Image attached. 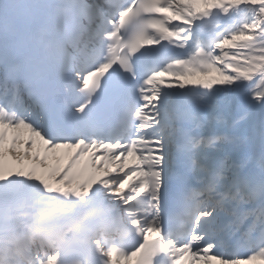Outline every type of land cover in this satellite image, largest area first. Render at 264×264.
Instances as JSON below:
<instances>
[{
	"label": "snow or ice",
	"instance_id": "snow-or-ice-1",
	"mask_svg": "<svg viewBox=\"0 0 264 264\" xmlns=\"http://www.w3.org/2000/svg\"><path fill=\"white\" fill-rule=\"evenodd\" d=\"M0 264H264V0H0Z\"/></svg>",
	"mask_w": 264,
	"mask_h": 264
}]
</instances>
